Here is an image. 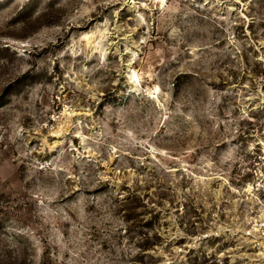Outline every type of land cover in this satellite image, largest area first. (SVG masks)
<instances>
[{"label": "rangeland", "instance_id": "374dc122", "mask_svg": "<svg viewBox=\"0 0 264 264\" xmlns=\"http://www.w3.org/2000/svg\"><path fill=\"white\" fill-rule=\"evenodd\" d=\"M264 0H0V264H264Z\"/></svg>", "mask_w": 264, "mask_h": 264}, {"label": "built area", "instance_id": "2783aa9c", "mask_svg": "<svg viewBox=\"0 0 264 264\" xmlns=\"http://www.w3.org/2000/svg\"><path fill=\"white\" fill-rule=\"evenodd\" d=\"M253 229L260 237L261 245L264 247V213L254 223Z\"/></svg>", "mask_w": 264, "mask_h": 264}]
</instances>
